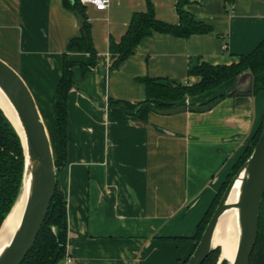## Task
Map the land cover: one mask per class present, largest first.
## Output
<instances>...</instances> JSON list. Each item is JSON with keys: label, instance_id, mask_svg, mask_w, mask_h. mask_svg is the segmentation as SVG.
<instances>
[{"label": "crops", "instance_id": "crops-1", "mask_svg": "<svg viewBox=\"0 0 264 264\" xmlns=\"http://www.w3.org/2000/svg\"><path fill=\"white\" fill-rule=\"evenodd\" d=\"M64 0H0V59L31 91L57 149L54 96L64 56L80 36ZM81 1V0H80ZM178 0H111L107 11L85 5L97 64L70 53L74 87L68 97L67 154L57 181L67 201L71 264H184L198 227L264 121V91L252 94L245 72L186 105L226 95L206 112L143 121L110 100H146L141 78L197 84L189 71L231 65L264 41V0H189L184 10L213 31L180 38L155 33L111 71L134 13L152 4L156 18L178 25ZM55 149V151H56Z\"/></svg>", "mask_w": 264, "mask_h": 264}, {"label": "trees", "instance_id": "trees-1", "mask_svg": "<svg viewBox=\"0 0 264 264\" xmlns=\"http://www.w3.org/2000/svg\"><path fill=\"white\" fill-rule=\"evenodd\" d=\"M188 2L189 0H178L177 2V13L180 19L178 25H172L157 19L151 3H149L146 12L134 13L129 28L121 41L119 43L110 42V52L116 55V60L110 70L113 71L119 68L123 62L134 55L137 46L143 39L151 37L155 33L189 38L193 35L212 32V27L198 22L193 15L184 10V6ZM63 4L65 8L77 16L80 24V36L72 39L69 43L67 53L64 56L63 75L54 96V115L57 130L55 166L58 173L66 162L68 97L74 87L73 67L75 63L69 60V54L88 53L91 56L90 65L83 66L85 73L93 70L97 64V52L92 42L91 24L86 15L85 5L80 0H64ZM245 72H250L253 77L252 94L257 95L264 91V41L251 54L240 56L238 63L219 66H213L208 63L197 65L189 71L190 75L201 77V81L197 84L189 85L165 79L141 78L138 79L139 82L146 86L145 101L131 104L125 101L110 100L109 106L120 107L126 114L146 121L148 114L152 111L169 110L176 105L186 106L184 100L187 97L204 95ZM225 97L226 95H223L203 104L190 105L188 106V110L194 112L209 111ZM263 129L264 121L235 166L233 173L224 183L222 187L223 193L233 176L252 154ZM23 172L24 151L20 137L4 112L0 109V228L19 195ZM223 193H219L200 223L195 237L198 243ZM221 254L222 250L218 247L203 264H228L226 260L220 263ZM67 255V201L57 185V191L51 203L46 221L42 226L33 249L22 264H65ZM189 259L184 264H187ZM251 264H264V199L260 212L258 238L251 256Z\"/></svg>", "mask_w": 264, "mask_h": 264}, {"label": "water", "instance_id": "water-1", "mask_svg": "<svg viewBox=\"0 0 264 264\" xmlns=\"http://www.w3.org/2000/svg\"><path fill=\"white\" fill-rule=\"evenodd\" d=\"M0 92L17 127L1 109L20 137L24 151V172L19 195L7 215L25 198L20 223L7 249L0 256V264H22L33 249L51 203L57 191L58 172L53 147L34 97L21 76L0 59ZM188 110L179 106L169 110H156L161 115H174ZM241 179V195L236 203H229L231 193ZM264 199V129L252 154L233 176L212 215L194 253L187 264H203L218 247L213 238L221 216L230 209L240 212V235L235 258L228 264H251L255 249L261 207ZM4 220V222L6 221ZM0 228V231L4 225ZM223 259H220V263Z\"/></svg>", "mask_w": 264, "mask_h": 264}, {"label": "bare ground", "instance_id": "bare-ground-1", "mask_svg": "<svg viewBox=\"0 0 264 264\" xmlns=\"http://www.w3.org/2000/svg\"><path fill=\"white\" fill-rule=\"evenodd\" d=\"M8 106L9 105L7 104L5 97L0 92V108L5 111L7 117H9L13 124L17 127V124L9 112ZM241 179H243V176H241V178L237 181L231 193L229 203H236L239 201L241 195ZM24 202L25 198L17 204L11 215L4 222L0 231V256L7 249L14 233L16 232L21 220ZM239 217L240 212L238 209L227 210L221 216L213 238V246L220 247L222 250L221 259L228 260L230 262H232L235 258L236 245L240 235Z\"/></svg>", "mask_w": 264, "mask_h": 264}, {"label": "built area", "instance_id": "built-area-1", "mask_svg": "<svg viewBox=\"0 0 264 264\" xmlns=\"http://www.w3.org/2000/svg\"><path fill=\"white\" fill-rule=\"evenodd\" d=\"M111 0H81L84 5H91L98 11H107L110 7ZM72 260L68 257L65 259V264H71Z\"/></svg>", "mask_w": 264, "mask_h": 264}, {"label": "rangeland", "instance_id": "rangeland-1", "mask_svg": "<svg viewBox=\"0 0 264 264\" xmlns=\"http://www.w3.org/2000/svg\"><path fill=\"white\" fill-rule=\"evenodd\" d=\"M190 105H193V104H188V105H186V106L188 107V106H190ZM175 107H179V105H176ZM175 107H174V108H175ZM55 149H56V148L53 146L54 156L56 155V151H55ZM222 193H223V189H222V191H221V194H222Z\"/></svg>", "mask_w": 264, "mask_h": 264}]
</instances>
